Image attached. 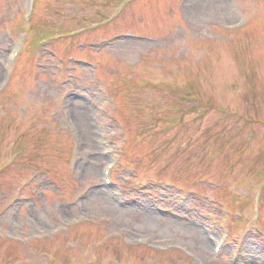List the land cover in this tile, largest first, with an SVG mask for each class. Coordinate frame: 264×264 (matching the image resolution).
<instances>
[{"label": "rangeland", "instance_id": "374dc122", "mask_svg": "<svg viewBox=\"0 0 264 264\" xmlns=\"http://www.w3.org/2000/svg\"><path fill=\"white\" fill-rule=\"evenodd\" d=\"M28 1L0 0V264H264V0Z\"/></svg>", "mask_w": 264, "mask_h": 264}, {"label": "bare ground", "instance_id": "6f19581e", "mask_svg": "<svg viewBox=\"0 0 264 264\" xmlns=\"http://www.w3.org/2000/svg\"><path fill=\"white\" fill-rule=\"evenodd\" d=\"M20 55H21V54H20ZM20 55H19V56H20ZM19 56H18V57H19ZM18 57H17V58H18ZM17 58H16V60H17ZM201 243L203 244V246H207L206 242H201Z\"/></svg>", "mask_w": 264, "mask_h": 264}]
</instances>
